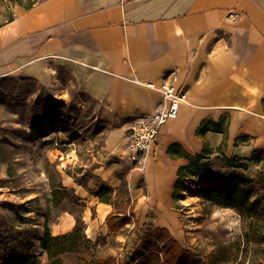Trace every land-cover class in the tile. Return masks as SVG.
Instances as JSON below:
<instances>
[{
  "label": "crops",
  "instance_id": "crops-1",
  "mask_svg": "<svg viewBox=\"0 0 264 264\" xmlns=\"http://www.w3.org/2000/svg\"><path fill=\"white\" fill-rule=\"evenodd\" d=\"M17 68L43 83L64 68L115 112L106 157L124 150L137 115L158 107L161 81L182 90L142 185L129 183L130 217L142 223L176 228L178 169L204 146L245 160L264 149V0H40L0 24V72ZM87 203L95 211L84 210L87 234L105 236L112 203ZM59 222L52 234L69 231L74 216L65 212Z\"/></svg>",
  "mask_w": 264,
  "mask_h": 264
},
{
  "label": "rangeland",
  "instance_id": "rangeland-1",
  "mask_svg": "<svg viewBox=\"0 0 264 264\" xmlns=\"http://www.w3.org/2000/svg\"><path fill=\"white\" fill-rule=\"evenodd\" d=\"M38 1L0 0V24ZM117 123L115 112L82 91L64 68H56L54 78L44 83L22 69L0 72V237L9 240L6 260L27 253L29 244L45 263L39 236L45 228L56 229L61 215L69 212L74 223L79 217L84 224V237L92 247L85 252L96 251L95 258L103 255L113 264H126L128 256L138 259L147 252L153 260L170 258L171 239L183 251L180 262L186 252L199 251L209 264H262L264 199L256 200L264 193L261 185L251 184L253 194L243 209L215 201L211 195L216 191H209L219 184L245 190L247 178L258 173L257 164L239 160L224 147L207 148L204 158L178 175L176 228L142 223L128 214L133 205L129 183L142 185L143 171L121 152L103 154L106 134ZM110 167L109 176L102 172ZM238 172L243 177H236ZM96 193L112 203V227L105 236L89 237L83 213L87 209L94 214L87 202L100 200ZM250 220L255 222L254 232ZM63 264L89 263L81 253H69Z\"/></svg>",
  "mask_w": 264,
  "mask_h": 264
},
{
  "label": "trees",
  "instance_id": "trees-1",
  "mask_svg": "<svg viewBox=\"0 0 264 264\" xmlns=\"http://www.w3.org/2000/svg\"><path fill=\"white\" fill-rule=\"evenodd\" d=\"M11 19H13V17H9L7 21ZM214 129L221 131V127L218 124L214 126ZM207 148L208 147L204 146L203 150L200 153H197L188 165L182 166L178 169L179 178L181 171H183L185 168L193 167L199 160L206 156V153L208 152ZM219 148H217L216 150H218ZM238 159L240 160V158ZM248 160L252 161L254 164H257L259 166V169L257 175L254 178H247L248 184L246 189L240 190L236 186H228L225 184L210 186L209 191H216L211 195L212 199L217 202L238 205L241 209H243V207L249 202L250 197L253 194V186H251V184H260L261 188H263L264 191V149H254ZM242 165L245 164L238 163L236 166ZM236 177L241 178L243 177V175L238 172L236 173ZM178 187L179 179H177L174 187V196L176 195V190H178ZM203 191L208 193L206 188H204ZM96 195L99 196L101 201L109 202L108 200H106L107 198H102L99 193H96ZM259 198L264 199V193L256 196L257 201ZM251 205L254 206L255 203H252ZM129 208L132 209L133 205L131 204ZM111 214L113 213H108L105 218L109 230L112 227L111 222H109ZM128 215L130 217L131 213H129ZM254 223L255 222L253 220L249 221L251 232H254L256 230V226H254ZM261 225L264 226V223H262ZM83 227L84 224H82L80 218L78 217L76 218L73 227L69 231L52 234L48 231L47 228H45L43 234L39 236V244L40 247L45 251L48 260L42 264H63V256H66L69 253H81L85 262L89 264H113L106 256L102 255L101 257L95 258L97 254L96 251L85 252V248L91 249L92 247L88 246V242H90V240L85 239ZM131 232L132 231L130 230L127 234H131ZM246 236L247 233L245 234V237ZM171 241L173 245L169 251L170 258H168L167 256H163L161 259L153 260L151 258L153 256L148 255L149 252H147V254L145 255H139L138 259H136L135 256H128L126 258V264H209L208 262L202 260V256L199 251L186 252L187 258H184L182 262H180L178 256L180 255L181 258L184 257L182 256L183 251L176 240L171 239ZM9 245V240L5 236H1L0 264H41L39 257L29 244L27 245V253H25L24 255H19L18 258L6 260V256L8 255L10 249ZM262 264H264V261L262 262Z\"/></svg>",
  "mask_w": 264,
  "mask_h": 264
},
{
  "label": "built area",
  "instance_id": "built-area-1",
  "mask_svg": "<svg viewBox=\"0 0 264 264\" xmlns=\"http://www.w3.org/2000/svg\"><path fill=\"white\" fill-rule=\"evenodd\" d=\"M153 87V83H150ZM161 102L151 113L137 115L127 127V142L123 158L136 169L143 170L150 153L158 143L162 125L176 116L183 92L172 82L161 81L156 86Z\"/></svg>",
  "mask_w": 264,
  "mask_h": 264
}]
</instances>
